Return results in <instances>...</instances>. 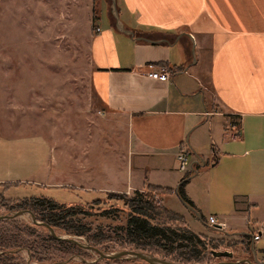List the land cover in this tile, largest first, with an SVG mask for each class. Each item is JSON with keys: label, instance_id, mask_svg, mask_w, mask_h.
Returning <instances> with one entry per match:
<instances>
[{"label": "crops", "instance_id": "0c3cea01", "mask_svg": "<svg viewBox=\"0 0 264 264\" xmlns=\"http://www.w3.org/2000/svg\"><path fill=\"white\" fill-rule=\"evenodd\" d=\"M116 1L123 25L134 36L114 28L107 6L105 31L95 26L99 33L95 31L91 44V86L98 110L122 121L126 182L93 190L129 194L144 192L148 186L176 190L185 183L184 193L198 216L175 192L162 196V204L170 210L165 200L179 201L185 212L178 215L194 234L241 241L247 237L244 233H257L260 241L264 238V0ZM118 46L133 56L124 67ZM148 63L169 67L170 79H148ZM233 121H238L241 134L236 140L228 135ZM181 148L188 150L186 173L176 169ZM51 158L50 144L42 137L0 136V185L62 186L51 181ZM74 187L92 189L86 184ZM210 216L221 228L208 225ZM196 224L211 235L195 232ZM238 252L241 259L247 258L241 247ZM257 257L263 260L264 255Z\"/></svg>", "mask_w": 264, "mask_h": 264}, {"label": "rangeland", "instance_id": "374dc122", "mask_svg": "<svg viewBox=\"0 0 264 264\" xmlns=\"http://www.w3.org/2000/svg\"><path fill=\"white\" fill-rule=\"evenodd\" d=\"M97 5L99 16L94 25L92 0H0V136L44 138L52 153L51 181L62 184L55 188L0 185V217L22 211L32 213L36 201L33 198L38 197H51L58 203L84 204L88 197L80 194L83 190L75 188V184L92 187L86 193L96 198L106 192L93 187H117L126 182L122 121L98 110L91 86V44L95 26L105 31L104 11L107 12L110 0H98ZM116 51L122 67L127 65V60L133 61L132 53L122 52L121 46ZM189 137L187 133L186 138ZM148 187L144 192L163 205L164 195L150 192ZM165 206L177 214L185 212L174 198H167ZM44 211L47 214L48 209ZM41 216L34 218L40 222ZM125 216L83 220L90 226L85 237L54 231L59 237L75 239L103 254L140 252L136 248L138 241L122 229ZM196 225L192 226L195 232L211 235L209 229ZM201 236L215 243L218 240ZM255 243L261 257L264 238ZM215 251H229L233 257L228 260L211 256L210 262L202 264L241 259L238 248L233 251L222 245ZM154 257L181 264L171 257ZM0 264L147 263L132 258L101 259L93 251L54 239L48 229L33 224L30 214L24 213L0 221Z\"/></svg>", "mask_w": 264, "mask_h": 264}, {"label": "trees", "instance_id": "16d2710c", "mask_svg": "<svg viewBox=\"0 0 264 264\" xmlns=\"http://www.w3.org/2000/svg\"><path fill=\"white\" fill-rule=\"evenodd\" d=\"M92 2L94 22L98 19V0H92ZM110 17L114 25L111 14ZM231 125L240 129L238 121H233ZM184 186L185 183H182L176 190L149 186L148 190L160 195H170L175 192L180 201L193 208V204L184 193ZM80 194L88 197L84 204L58 203L51 197L33 198L36 201L31 211L35 217L38 214L42 215L41 223L60 231L65 236L74 237H85L90 231V226L83 223L85 219L112 220L116 216L126 214L125 226L122 229L138 241L137 250L152 256L171 257L181 264L210 262L211 251L222 245L233 251L241 247L246 257L251 256L250 246L253 236L242 237L241 241L221 238L215 243L214 240H207L204 236L194 234L182 216L166 209L148 192L136 191L132 196L125 193L106 192L103 197L96 198L87 195L86 191ZM45 208L48 209L47 214H44ZM201 220L204 219L201 218ZM262 254L264 255V249Z\"/></svg>", "mask_w": 264, "mask_h": 264}, {"label": "water", "instance_id": "95a60500", "mask_svg": "<svg viewBox=\"0 0 264 264\" xmlns=\"http://www.w3.org/2000/svg\"><path fill=\"white\" fill-rule=\"evenodd\" d=\"M109 11H110V14H111V16H112V18L114 20V28L119 33H122L124 35H127V36L133 38L134 33L132 31H130V30L125 28V26L123 25V23H122V21H121V19L119 17V13H118V9H117V1L116 0H110ZM186 36L189 37L191 39V41H192V38L189 35H186ZM191 56H192V61L194 63L196 61V58H195V50H194V46L193 45H192V48H191ZM186 141H188V139H186ZM188 147H189L190 151L192 152V154L197 158L198 162L203 164L202 158L200 156H198L191 149L190 146H188ZM182 204L184 205V207L186 209H188L189 211L195 213L198 216V214L194 211V209L191 206H189L185 202H182ZM24 213L30 214L33 224L40 225V226H43L46 229H48L50 235L54 239L60 240V241H64V242H68V243H71V244L76 245L78 247L93 251V252L97 253L100 256L101 259L115 260V259H120V258H132V259H137L139 261H143V262H145L147 264H178V263H174V262L165 261V260L159 259L157 257L151 256V255H148V254H145V253H142V252L129 251V250H124V251H121V252H118V253H113V254H103L102 252H100L95 247H91L89 245L82 244V243L76 241L75 239L57 236L55 231H54V229H52L50 226H48L45 223H40V222L36 221L35 218H34V215L30 211H22V212L15 213L13 215L2 216V217H0V221H2V220H12V219L24 214ZM243 236L251 237L252 235L244 233ZM250 250H251V258L240 259V260L235 261V262H221V263H218V264H264V261L258 259V257H257L253 241L251 242ZM211 256L213 258H216V259H219V258L230 259V258L233 257V253L229 252V251H215V250H212L211 251Z\"/></svg>", "mask_w": 264, "mask_h": 264}, {"label": "built area", "instance_id": "2783aa9c", "mask_svg": "<svg viewBox=\"0 0 264 264\" xmlns=\"http://www.w3.org/2000/svg\"><path fill=\"white\" fill-rule=\"evenodd\" d=\"M97 33H99V29L95 30ZM172 73L169 67L164 66V65H156L153 63H148L146 66V72L145 76L154 81H159V82H167ZM230 126V125H229ZM228 130V135L230 139L236 140L240 138V131L238 128L233 127L232 125ZM189 168V157H188V150L186 148H181L179 149L177 155H176V169L179 173H186ZM207 223L210 227L212 228H221V224L217 223L216 218L213 216H210L207 220ZM260 239V235L255 233L252 237V241L256 242Z\"/></svg>", "mask_w": 264, "mask_h": 264}]
</instances>
